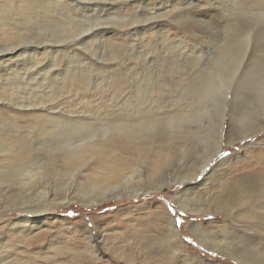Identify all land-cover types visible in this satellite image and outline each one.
Returning a JSON list of instances; mask_svg holds the SVG:
<instances>
[{"label": "rangeland", "instance_id": "rangeland-1", "mask_svg": "<svg viewBox=\"0 0 264 264\" xmlns=\"http://www.w3.org/2000/svg\"><path fill=\"white\" fill-rule=\"evenodd\" d=\"M196 6L211 13L198 15ZM261 50L259 69L264 0H0L1 165H48L50 173L28 189L1 185L0 264H245L193 236L194 225L213 235L220 224L243 234L241 247L264 254V232L233 219L242 208L233 216L192 214L187 205L228 189L245 171L258 173L264 130L231 144L227 136L242 126L240 119L229 125L233 103L238 115L257 97L256 68L248 79L243 74ZM225 71L233 82L220 81ZM218 99L228 106L224 149L196 179L177 184L205 159ZM257 124L264 129L263 118ZM79 146L77 157H66ZM127 178L140 196L125 197ZM108 193L113 199L90 206ZM30 200L33 209L49 210H8ZM171 219L181 221L179 235Z\"/></svg>", "mask_w": 264, "mask_h": 264}, {"label": "bare ground", "instance_id": "bare-ground-1", "mask_svg": "<svg viewBox=\"0 0 264 264\" xmlns=\"http://www.w3.org/2000/svg\"><path fill=\"white\" fill-rule=\"evenodd\" d=\"M114 1V0H113ZM125 1V0H124ZM189 1V0H188ZM193 1V0H192ZM119 2V1H118ZM127 2V1H126ZM187 2V1H186ZM191 2V1H190ZM117 3V2H116ZM189 3V2H188ZM187 3V4H188ZM218 3V2H217ZM120 4V3H119ZM186 4V3H185ZM121 5V4H120ZM213 7H215L216 5L212 4ZM191 6V5H190ZM211 6V5H210ZM97 7V5H96ZM103 8V7H102ZM104 9V8H103ZM102 9V10H103ZM196 9L198 10L197 11V14L198 15H202V14H210L211 11H205V10H202L199 6H196ZM212 9V7H211ZM214 10V9H212ZM182 12V11H181ZM186 13V12H184ZM183 13V14H184ZM213 13V12H212ZM180 14V12H179ZM182 14V13H181ZM180 14V15H181ZM196 14V15H197ZM162 16V15H161ZM167 16V15H166ZM169 16V15H168ZM192 16V15H191ZM79 17V16H78ZM150 17V16H148ZM154 17V16H153ZM158 17V16H157ZM167 18V17H166ZM185 18V17H184ZM183 19V18H181ZM192 19V18H191ZM200 19V18H199ZM156 20V19H155ZM150 21V19L148 20ZM193 22V21H192ZM195 23V21H194ZM185 26V25H183ZM183 29V28H182ZM187 29V28H186ZM189 30V29H188ZM191 30V29H190ZM190 32V31H189ZM247 33H245L246 35ZM248 34H249V31H248ZM252 34V32L250 33ZM244 35V36H245ZM238 36V35H237ZM250 36V35H248ZM243 37V36H242ZM246 37V36H245ZM233 38V37H232ZM239 38L240 40H244L243 38H240V37H237ZM249 37H247L246 39L248 40ZM251 38V37H250ZM253 38V37H252ZM234 40V39H233ZM236 40V39H235ZM232 41V40H231ZM238 41V40H237ZM252 41V40H251ZM234 42V41H232ZM231 42V43H232ZM235 44V42H234ZM237 44V42H236ZM235 44V45H236ZM239 44V43H238ZM252 44V43H251ZM204 45V44H203ZM233 46V44H231ZM234 45V46H235ZM243 45V44H242ZM240 45V46H242ZM229 46L227 47H224L225 48H228ZM239 47V46H238ZM230 48V47H229ZM252 48V47H251ZM250 48V49H251ZM199 49V48H198ZM232 49V48H230ZM237 49V47H236ZM249 49V50H250ZM263 50V48H261ZM260 51L258 52L257 54L255 55H252L251 57L253 58H250L251 61L250 63L254 64V66H248L249 68H246V70L244 71V74H243V78H246L248 79V72L250 71H253L255 68L256 70V76H253L251 77L253 79V81H251V78L250 81L257 86V89H256V99L254 98V102L251 103L252 104V107H247L245 108L243 111L242 109L239 111V114L236 115L235 112L238 111V106L236 107H233L232 105V112H231V115H230V123L229 125H231V128L233 127V121H237L239 123L238 120L236 119H240V121L242 122V126H241V129L240 131L233 137V132H230L227 136V142L228 144H231V143H235L236 141H241L245 138H248L250 137L251 135H254V134H257V133H261V131H263L264 129L262 127H260V125L257 124V121L259 118H263L264 119V62H262L261 64V69L258 68V63H257V57L260 56L262 54L263 51ZM230 51V50H228ZM240 51V50H239ZM223 52V51H222ZM235 52V51H234ZM242 52V51H241ZM226 53H228L226 51ZM236 53V52H235ZM231 54V53H230ZM221 55V53H220ZM224 55V54H222ZM232 55V54H231ZM236 56V55H235ZM234 56V57H235ZM233 57V56H232ZM238 57V56H237ZM243 57V56H242ZM222 58V57H221ZM230 58V57H229ZM236 58V57H235ZM235 58L233 61H235ZM224 59V58H223ZM249 59V60H250ZM228 60V59H227ZM232 60V59H231ZM240 60V58H239ZM242 60V59H241ZM244 60H247V57L246 59ZM219 61V60H218ZM226 61V60H224ZM228 63V61H226ZM230 62V60H229ZM238 62V61H237ZM242 63V61H240ZM245 62V61H244ZM232 63V62H231ZM240 63V64H241ZM249 63V62H248ZM244 64V63H243ZM232 65H235V63H232ZM247 65V64H246ZM237 66V64H236ZM239 66H242L239 65ZM233 68V67H232ZM235 68V66H234ZM239 69V68H238ZM231 70V69H230ZM236 70V68H235ZM237 71V70H236ZM219 72V71H218ZM211 75V74H210ZM214 75V74H213ZM208 76V75H207ZM209 77V76H208ZM212 77V76H211ZM215 77V76H214ZM213 77V78H214ZM234 77L235 75H232L231 71H225L223 74H219L218 78L220 79V81H225V82H233L234 80ZM238 77V76H237ZM203 78V77H202ZM200 79V78H199ZM237 79V78H236ZM243 80L241 79V82H240V85L244 86L246 84H249L251 83L249 80ZM204 80V79H203ZM214 80V79H212ZM201 81V80H200ZM210 81V79H209ZM209 81L207 83H209ZM218 81V80H216ZM199 82V80H198ZM235 82V81H234ZM206 83V82H205ZM206 83V84H207ZM213 83V81H212ZM204 84V83H203ZM216 84V83H215ZM225 84V83H224ZM231 84V83H230ZM230 84H228L230 86ZM202 85V83H201ZM210 84H207V86H205V100H206V97L208 96L207 94V89H208V86ZM200 86V84H199ZM204 86V85H203ZM200 89V88H199ZM216 89V88H215ZM217 90V89H216ZM196 91V90H195ZM198 91V90H197ZM229 91V90H228ZM213 92V91H211ZM222 92V91H221ZM209 93V92H208ZM215 93V92H214ZM207 94V95H206ZM210 94V93H209ZM223 94V93H222ZM237 94V93H236ZM246 95V94H245ZM242 96V95H241ZM195 97V96H194ZM202 97V96H201ZM209 97V96H208ZM216 97V96H215ZM198 98V97H197ZM220 99H226V97H220ZM220 99H218V101H216V107H215V110H216V113H218V115H220L219 117V122L217 124V126H214L212 125V127H205L207 130H206V134L207 135H210L205 141L208 143L209 145V148L207 149H204L207 153H206V156H205V159L202 161L201 165L197 167V170L193 173L192 176H186L187 178L186 179H179L177 180L175 183L177 184H180V183H183V182H190V180H194L196 179L200 172L206 167L208 166L221 152L222 150L224 149V140L225 138H223V133L225 131V122H224V119L226 117V106H227V103L226 101L222 103H220ZM235 99V98H234ZM209 100V99H208ZM214 100V99H213ZM227 100V99H226ZM204 101V99H203ZM210 101V100H209ZM215 101V100H214ZM208 102V101H206ZM204 104V103H203ZM208 104V103H207ZM201 105V104H200ZM205 107V106H204ZM228 107V106H227ZM208 106H207V113H208ZM242 111V112H241ZM237 113V112H236ZM212 117L214 118V115H208V119H210V121H212ZM228 120V119H227ZM245 121H248V123H244ZM217 122V121H216ZM183 123V122H182ZM237 123V124H238ZM213 124V123H211ZM210 124V125H211ZM236 124V125H237ZM240 124V123H239ZM124 126V125H123ZM119 126V128L123 129L124 132L128 133L129 130L127 131L128 128H126L125 126ZM128 126V125H127ZM130 126V125H129ZM180 126V125H179ZM140 127V126H139ZM144 127V126H143ZM118 128V129H119ZM130 128V127H129ZM148 128V127H147ZM152 128V127H151ZM154 128V127H153ZM240 128V127H239ZM136 129V127H135ZM134 129V130H135ZM180 129V128H179ZM187 129V128H185ZM234 129V128H233ZM111 130V129H110ZM133 130V131H134ZM149 130V129H148ZM172 130V129H171ZM204 130V129H203ZM235 130H236V127H235ZM234 130V131H235ZM122 131V132H123ZM201 131V130H200ZM115 132V131H114ZM120 132V131H119ZM190 132V131H189ZM195 132V131H194ZM132 133V132H130ZM129 133V134H130ZM138 133V132H137ZM186 133V132H185ZM204 133V134H205ZM109 134V133H108ZM141 133H139L140 135ZM184 134V132H183ZM197 134H198V131H197ZM202 134V133H201ZM191 135V134H190ZM189 135V136H190ZM193 135V134H192ZM196 135V134H195ZM194 135V137H196ZM129 136L130 138H133V135L130 134V135H127ZM152 136V135H150ZM103 137V136H102ZM149 137V136H148ZM191 137V136H190ZM193 137V136H192ZM147 138V137H146ZM202 138V137H201ZM150 139V137L148 138V140ZM190 139V138H188ZM195 139V138H194ZM151 140V139H150ZM188 141V140H186ZM195 141V140H194ZM199 141V138L198 140ZM88 145L90 144V146L93 144V141H90V140H87ZM200 142V141H199ZM86 143V142H85ZM197 143V142H196ZM187 144V143H186ZM185 144V146H186ZM191 144V142L189 143ZM202 143H200L201 145ZM188 146V144H187ZM187 146L185 147L187 149ZM191 146V145H189ZM83 146H79V147H75L73 149H71L69 151L68 154H65L66 157H77L78 154H79V148H81ZM195 147V145L193 146V148ZM98 148V146H93L92 149L93 150H96ZM203 148V146H202ZM192 149V148H191ZM196 149V148H194ZM188 151V150H187ZM190 153V151H189ZM191 154V153H190ZM204 155V153L202 154ZM20 156H23V154H21ZM186 156V155H185ZM198 156V155H197ZM258 157H260L259 159L257 158L254 163L257 164V168L256 170L258 171V173L254 172V169L253 170H250V171H245L244 174L242 176L245 177V179L241 180V181H237L235 184H229L228 185V189L224 188L221 190V195L218 193L214 196H210L208 198H204V199H201L199 197H193L192 199H189L188 200V204L187 205H194L193 208L190 209V212L192 214H203V213H215L217 215H219L220 213H223V212H227L229 213V215H235L233 210H237L239 208H242V211H240L241 213L240 214H236L235 217H233V219H236L235 222L239 223L242 225V227L244 229H246L247 231H250V232H253L255 234H257L258 232H264V213L262 214H259L258 211H254L253 208H259V209H262V206L264 207V151H262V154L259 155ZM20 157H18L19 159ZM253 159V158H252ZM6 160V159H5ZM201 160V159H200ZM4 161H0V187L1 185H6L8 184L9 182H13V181H17L16 183V186L18 187H21L22 189H28L30 188L32 185H34L35 183H38V182H41V181H44L46 180L47 178H49L50 176V173H49V169H48V165L47 166H44V165H41L39 167H36V166H24V165H18L14 168L8 166H2L1 164L3 163ZM220 167V166H219ZM7 169H11V170H8V171H5ZM222 168V167H221ZM236 176V175H234ZM54 179V178H52ZM49 180V179H48ZM133 178H127L126 179V187L124 189V191H126V196L125 197H131V196H134V197H137V196H140L141 194V191L137 190V189H134L132 188L130 185L133 183ZM230 181V180H228ZM233 182L236 181V178H233L232 180ZM45 182V181H44ZM46 183V182H45ZM50 184V183H49ZM46 185V184H45ZM214 186V185H213ZM164 187H170L171 189V186L168 185V186H162L160 187V189H163ZM227 187V186H226ZM223 192V193H222ZM47 193V192H46ZM217 193V192H216ZM45 194V193H44ZM43 194V195H44ZM48 194V193H47ZM46 195V194H45ZM90 195V194H88ZM87 195V196H88ZM112 195H115V194H104L102 196H97L96 198H93V200H91V203H90V206L91 207H95L97 205H101L105 202H108L110 201L111 199H113L114 196ZM34 196V194H33ZM121 196V195H120ZM120 196H117V197H120ZM41 194H38L36 196V199H38V201H41ZM43 198H45V196H42ZM70 196H68V198L66 197L64 201V204H58L59 206H65L67 205L66 203H69L71 202V198H69ZM40 198V199H39ZM42 198V199H43ZM68 200V202H67ZM66 201V203H65ZM8 202V201H7ZM16 203V202H15ZM33 203V202H32ZM32 203H31V200L28 204H15V205H12L11 207H6L8 208V210H10L11 208H18L20 210H22L23 212H29L28 215H31V214H41V213H45L46 211H48L49 209H47L48 207L46 206L45 208H41L38 209V210H35L32 208ZM5 204V203H4ZM10 204V203H9ZM8 205V204H7ZM187 205H184L183 207H186ZM4 209V208H3ZM37 209V208H36ZM264 210V208H263ZM27 214V213H26ZM231 216V217H232ZM24 217V216H23ZM170 221V220H169ZM171 230L173 233H176L179 235V230L176 229L175 227V223L174 221L171 219ZM192 231H193V236L194 238L200 243L202 244L203 246H205L206 248H211L213 249L214 251H218L219 253H222L224 255H228L232 258H235L236 260L238 261H242L243 263L245 264H248V263H252V264H264V254L263 252L257 250L256 248H252V249H249V250H246L245 247H241V245L239 244L240 242H242V240L244 239V236L243 234H239L237 233L235 230L233 231L231 228H230V225L229 224H220L218 226V230L219 232L218 233H214L213 235L211 234H207L205 232L202 231V228H200L199 225H194L192 226ZM237 246V247H235ZM243 246H246V245H243ZM256 258H254V257ZM260 257V259H258ZM254 260H257L255 261V263H253ZM250 263V264H251Z\"/></svg>", "mask_w": 264, "mask_h": 264}, {"label": "snow or ice", "instance_id": "snow-or-ice-1", "mask_svg": "<svg viewBox=\"0 0 264 264\" xmlns=\"http://www.w3.org/2000/svg\"><path fill=\"white\" fill-rule=\"evenodd\" d=\"M225 155H227V153H225ZM175 223H176L177 225H179V224L181 223V221H180L179 219H177V220H175Z\"/></svg>", "mask_w": 264, "mask_h": 264}]
</instances>
